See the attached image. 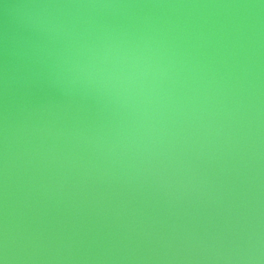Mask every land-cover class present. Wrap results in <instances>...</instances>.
Segmentation results:
<instances>
[{
	"label": "water",
	"instance_id": "95a60500",
	"mask_svg": "<svg viewBox=\"0 0 264 264\" xmlns=\"http://www.w3.org/2000/svg\"><path fill=\"white\" fill-rule=\"evenodd\" d=\"M0 264H264V0H0Z\"/></svg>",
	"mask_w": 264,
	"mask_h": 264
}]
</instances>
